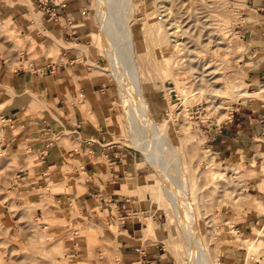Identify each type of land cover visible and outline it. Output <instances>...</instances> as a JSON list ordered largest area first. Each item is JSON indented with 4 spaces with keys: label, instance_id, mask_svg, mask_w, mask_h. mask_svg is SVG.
<instances>
[{
    "label": "crops",
    "instance_id": "1",
    "mask_svg": "<svg viewBox=\"0 0 264 264\" xmlns=\"http://www.w3.org/2000/svg\"><path fill=\"white\" fill-rule=\"evenodd\" d=\"M84 3L0 0V26L22 41L13 44L0 37V156L9 165V188L32 192L47 188L55 182H51L53 177L62 184L60 190L50 192L48 188L51 204L41 196L36 197V204L42 201L47 210L63 211L65 218L75 216L72 221L79 223L106 225L109 220L116 226L117 217L118 232L109 237L122 264H173L160 245V226L149 233L150 217L131 219L136 195L121 192L123 184L139 181L142 168L136 167L134 155L130 158L115 142L119 127L109 100L111 83L86 55L91 39L89 10ZM236 4L248 10L251 20L241 30L252 52L249 74L261 66L257 79L253 76L251 80L255 85L264 69V0ZM262 106L241 105L222 126L210 128L206 132L210 150L222 161L240 153L250 163L261 165ZM242 195L248 198V208L236 214L230 210L226 218L221 217L226 222L219 226L217 264H264L262 172L248 179ZM39 212L41 219L43 213ZM84 239L83 234L75 233L67 240L69 248L77 255L88 254Z\"/></svg>",
    "mask_w": 264,
    "mask_h": 264
},
{
    "label": "rangeland",
    "instance_id": "2",
    "mask_svg": "<svg viewBox=\"0 0 264 264\" xmlns=\"http://www.w3.org/2000/svg\"><path fill=\"white\" fill-rule=\"evenodd\" d=\"M147 1H152L159 16L157 22L160 32L153 35L150 33L151 29L140 20L141 11L145 9L144 2ZM242 1L139 0L134 8L138 13L135 14L138 21L131 22L132 28L140 31L142 48L146 51L144 59H153L157 67L144 62L138 64L144 88L148 87L146 98L154 110V118L160 125V116L168 118L170 106L166 92L168 88L172 89L170 99L176 105L172 109L173 120L166 133L171 138L173 147L182 155L180 171L184 174L185 182L192 193L190 197L193 205L197 208L202 240L206 250L216 257V260L221 250L219 226L226 222L221 217L226 218L230 210L236 214L248 208V198L242 194L247 189L248 179L261 172L255 169L254 163H250L251 159H246L240 153L222 161L220 156L210 150L207 145L210 141L206 138V132L231 119L237 107L247 104L258 108L264 105V97L259 95H251L244 100H233L226 95L227 84L236 78L242 81L240 91L243 88L255 90L264 85L261 74L259 82L251 84L253 76L257 79L261 66L249 74L248 60L252 59V52L250 45L243 38L241 25L251 20L247 17L248 10L243 5L236 4ZM84 2L89 10L87 12L90 16L88 25L91 39L88 44L91 46L86 47L89 54H85L92 66L95 64V68L101 69L99 72L111 83L109 100L112 101L115 121L119 127L115 142L118 147L129 153L130 158L134 155L136 167L142 168L139 181H128L122 185L124 190L121 192L136 195L132 197L135 211L131 219L134 220L138 216L141 221H145L150 217L153 225L147 227V231L152 233L156 226H160V245L164 247L162 251L173 264H187L176 223L169 214L158 209L154 194L158 185L156 179L151 176L152 169L146 165L143 156L129 144V129L123 116L118 89L107 71V62L101 50L100 33L94 14L95 0ZM216 4L224 11L222 20H217L212 10ZM166 32L170 55L167 59L169 67L163 70L166 61L156 52V35ZM0 37L13 44L22 43L13 31L4 26H0ZM174 81L184 87L183 96L174 90ZM263 119L264 113L259 118L261 126ZM263 163L264 160L261 164ZM8 167L3 161V156H0V264H122L120 252L109 237V233L118 232L116 229L119 226V218L115 217L116 226L109 220L106 225L86 220L79 223L72 221V218H75L74 213L71 214L73 217L65 218L63 211H49L42 206V201L39 204L34 201L36 197L41 196L46 204H51L47 189L55 192L62 184H57L51 177V182H55L50 183L47 188H34L32 192L18 193L9 188ZM72 180L73 178L69 179L67 183ZM34 193L37 195H32ZM258 205L255 199L257 208ZM39 211L43 213L41 219H38L41 213ZM153 215L156 216L153 218ZM75 233L85 237L84 244L88 254L77 255L69 248L67 240ZM141 235L142 231L140 237Z\"/></svg>",
    "mask_w": 264,
    "mask_h": 264
},
{
    "label": "bare ground",
    "instance_id": "3",
    "mask_svg": "<svg viewBox=\"0 0 264 264\" xmlns=\"http://www.w3.org/2000/svg\"><path fill=\"white\" fill-rule=\"evenodd\" d=\"M137 2L139 0H95L94 13L100 33L101 50L108 66L107 71L117 86L123 116L129 129V144L143 156L146 165L152 169L151 176L156 179L158 185L154 193L158 209L169 214L176 223L187 264H216V257L210 255L202 240L197 208L193 205L190 197L192 193L185 182L184 174L180 171L182 155L173 147L171 138L166 133L173 120L172 109L176 105L170 99L172 89L168 88L166 92L170 109L168 118L159 117L161 125L154 118V110L145 95L148 87L144 88L138 64L144 62L154 68L157 67L153 59H144L146 51L142 48L140 31L131 26V22L138 21V17H135L137 12L134 10ZM151 2H144L145 9L141 11L140 20L151 29L150 33L153 35L160 32V27L157 22L159 16ZM242 3L248 5L246 0ZM212 10L217 20L224 18V11L219 4L214 5ZM157 36L156 52L162 55L163 61H166L163 70H167L169 67L167 59L170 55L168 34L166 32ZM174 82V90L183 96L184 87ZM227 86V91L224 88L226 95L233 100L236 98L244 100L251 95L264 97V85L258 86L255 90L243 88L240 91L242 81L236 78ZM255 169L264 173V163L255 166Z\"/></svg>",
    "mask_w": 264,
    "mask_h": 264
},
{
    "label": "built area",
    "instance_id": "4",
    "mask_svg": "<svg viewBox=\"0 0 264 264\" xmlns=\"http://www.w3.org/2000/svg\"><path fill=\"white\" fill-rule=\"evenodd\" d=\"M250 0H246V2L248 3ZM261 77L264 80V69L261 71ZM262 134L264 135V119H263V123H262Z\"/></svg>",
    "mask_w": 264,
    "mask_h": 264
}]
</instances>
